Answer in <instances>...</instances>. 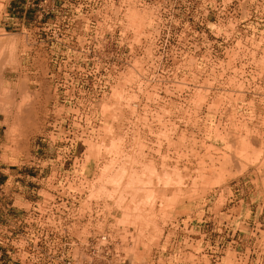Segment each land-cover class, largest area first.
Returning a JSON list of instances; mask_svg holds the SVG:
<instances>
[{
	"label": "rangeland",
	"instance_id": "1",
	"mask_svg": "<svg viewBox=\"0 0 264 264\" xmlns=\"http://www.w3.org/2000/svg\"><path fill=\"white\" fill-rule=\"evenodd\" d=\"M216 2L0 0V264H264V0Z\"/></svg>",
	"mask_w": 264,
	"mask_h": 264
},
{
	"label": "built area",
	"instance_id": "2",
	"mask_svg": "<svg viewBox=\"0 0 264 264\" xmlns=\"http://www.w3.org/2000/svg\"><path fill=\"white\" fill-rule=\"evenodd\" d=\"M216 4L213 9V20L211 24L216 28H224V27H236L239 25H247L250 23H254L260 25L263 23V19L260 16V11H258V15H256V11H254V15H251L248 6H253L256 2L255 8H258L259 4L263 0H216ZM248 4V6H247ZM252 8V7H251ZM215 37L220 39L222 42H227L228 37L225 36L218 29L215 31ZM223 48V53H224ZM191 229H182L181 236L184 238H191ZM171 229H167L165 234L161 237L160 248H164L167 245V242H171L174 237H171ZM177 235V232L174 233ZM187 236V237H186Z\"/></svg>",
	"mask_w": 264,
	"mask_h": 264
}]
</instances>
